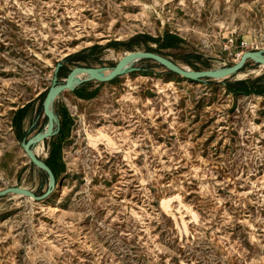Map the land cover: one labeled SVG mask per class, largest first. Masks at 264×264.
Segmentation results:
<instances>
[{
  "label": "rangeland",
  "instance_id": "1",
  "mask_svg": "<svg viewBox=\"0 0 264 264\" xmlns=\"http://www.w3.org/2000/svg\"><path fill=\"white\" fill-rule=\"evenodd\" d=\"M134 50L194 69L264 53V0H0V189L46 193L0 196V264H264V79L229 86L264 62L195 79L141 58L63 90L34 146L48 192L22 141L47 127L57 64L63 82Z\"/></svg>",
  "mask_w": 264,
  "mask_h": 264
},
{
  "label": "water",
  "instance_id": "2",
  "mask_svg": "<svg viewBox=\"0 0 264 264\" xmlns=\"http://www.w3.org/2000/svg\"><path fill=\"white\" fill-rule=\"evenodd\" d=\"M141 58L154 59L174 72L183 74L191 78L201 79L206 77L208 78L229 77L230 75H233L238 71H240L245 66V64L249 59H253L259 63L264 62V53L260 50H246L245 52L242 53L240 59L237 62L230 64L228 66H224L220 68L194 69L191 67L185 68L184 66L178 65L175 62H173V60H171L169 57L153 50H134L126 53L111 68V71L109 73H105L103 67L100 66L79 64L71 68V70L64 77L63 82L58 81V70L61 65V63H58L56 68V74L55 77L53 78L52 86L48 90V92L46 93L43 99V110L48 118L47 127L44 130L38 131L33 136L22 141V145L25 148L27 154L29 155L31 161L37 166L43 168L48 173L49 176L48 192L51 191L53 188H55L56 177L54 171L49 166V164L39 157V155L34 149V146L37 143L43 141L44 139L52 136L56 131L55 113L52 108V103L56 98V96L67 88L73 90L78 83L82 82L85 79L92 78L99 81L111 80L114 77L128 71L131 68L132 63ZM80 70L88 71L90 76H87L85 78L79 77L76 78V80H74L75 73ZM9 192H21L23 194H27L35 198H42L43 195L46 194L45 193L39 195L36 194L33 190L22 186H10L7 188L0 189V196L5 195Z\"/></svg>",
  "mask_w": 264,
  "mask_h": 264
},
{
  "label": "trees",
  "instance_id": "3",
  "mask_svg": "<svg viewBox=\"0 0 264 264\" xmlns=\"http://www.w3.org/2000/svg\"><path fill=\"white\" fill-rule=\"evenodd\" d=\"M119 44H121V42L117 41V42H109V45L111 46H114V47H117L119 46ZM77 56L78 58H73L72 59V56L73 54H70L69 56L66 57V59H70L71 61L70 62H73V60L75 59H82V60H91V59H95L97 58V56H93V55H88V54H82V53H76L74 54V56ZM192 57H198V55L196 53H190L188 54L187 56H184L182 57V59L184 61H186L187 63H189L190 65H195V61ZM264 79V74L263 75H260V76H257L255 78H245V79H239L237 80L235 83H229V86L232 87V88H246V87H249V86H256L257 83ZM34 129V127H30L28 132H31L32 130Z\"/></svg>",
  "mask_w": 264,
  "mask_h": 264
},
{
  "label": "built area",
  "instance_id": "4",
  "mask_svg": "<svg viewBox=\"0 0 264 264\" xmlns=\"http://www.w3.org/2000/svg\"><path fill=\"white\" fill-rule=\"evenodd\" d=\"M247 44L246 40L237 38L235 36H229L226 39V43L225 46L227 48H231V47H244ZM242 52V51H241ZM245 52V51H244ZM243 53V52H242Z\"/></svg>",
  "mask_w": 264,
  "mask_h": 264
},
{
  "label": "bare ground",
  "instance_id": "5",
  "mask_svg": "<svg viewBox=\"0 0 264 264\" xmlns=\"http://www.w3.org/2000/svg\"><path fill=\"white\" fill-rule=\"evenodd\" d=\"M241 55H242V53H240V56H239V58H238V59H240ZM184 67L186 68V66H184ZM105 70H107V71H109V72L111 71V69H105ZM244 74H245V73H244ZM238 75H240V76H241V75H242V73H239ZM185 79H186V78H185ZM20 194H23V193H21V192H20ZM30 197H31V196H30ZM31 198H32V197H31Z\"/></svg>",
  "mask_w": 264,
  "mask_h": 264
}]
</instances>
